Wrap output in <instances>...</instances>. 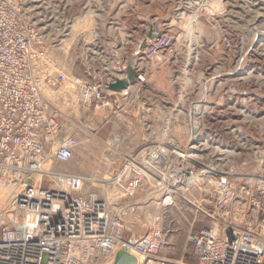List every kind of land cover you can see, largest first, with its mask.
Returning <instances> with one entry per match:
<instances>
[{
	"label": "built area",
	"instance_id": "1",
	"mask_svg": "<svg viewBox=\"0 0 264 264\" xmlns=\"http://www.w3.org/2000/svg\"><path fill=\"white\" fill-rule=\"evenodd\" d=\"M18 2L0 0V193L36 202L47 223L39 232L19 231L0 222V264H98L118 250L124 261L131 250L137 255V262L129 264H170L159 257L167 234L158 227V219L136 238L125 222L126 214L112 212L107 199L99 197L100 202L88 195L85 199L66 196L35 186L34 179L44 172L40 159L55 145L49 139L60 135L52 136L60 127V110L44 101L41 93L66 81V75H52L53 64L40 32ZM171 49V38L164 33L143 45L132 64L137 83H146L149 71L161 64ZM116 78L100 84L78 83L80 107L87 114L102 111L104 124L120 120L119 114L131 118L133 123L127 128L123 123L126 136L127 130L133 135L142 123L143 148L150 147L151 140H159L156 126L168 131L183 126L186 131L182 136L173 133V148L145 157L140 169L128 163L120 171L119 181H114L121 193L109 202L133 203L137 192L145 189L158 194L161 207L176 208L182 188H201L204 199L196 202L207 224L193 230V220L187 233L195 264H264L262 154L255 152L256 167L250 170L241 153L216 141L223 139L215 129L228 125L221 117L218 120L209 92L190 96L181 91L171 101L152 100L150 104L144 92L139 111L132 113L125 108L138 90L126 88L112 92V97L107 87ZM121 79L127 80L126 75ZM75 148L72 141L61 147L53 160L67 163ZM143 151L147 154L149 148ZM132 158L129 153L125 162ZM249 174L253 177L248 180ZM205 202L210 205L207 210Z\"/></svg>",
	"mask_w": 264,
	"mask_h": 264
},
{
	"label": "rangeland",
	"instance_id": "2",
	"mask_svg": "<svg viewBox=\"0 0 264 264\" xmlns=\"http://www.w3.org/2000/svg\"><path fill=\"white\" fill-rule=\"evenodd\" d=\"M18 3L40 32L53 64L52 75H66V81L50 92L54 95L50 99L59 110L63 102H71L73 116L80 120L84 110L78 104L77 84H100L112 76L127 77L137 51L156 36L151 33L159 31L171 38V51L149 71L146 83H137L136 76L132 84L122 79L128 83L122 90L137 89L139 99L145 92L147 104L152 100L171 101L181 91L190 96L197 91L209 92L217 106L218 120L221 117L228 125L215 129L223 139L216 141L241 153L250 170L256 167L255 152H260L264 159V0H19ZM149 34L153 37L149 38ZM112 92L115 91L110 93L113 97ZM134 93L128 105H136L132 101ZM102 117L104 113L97 109L86 116V129L76 125L77 121L71 127H63L66 136L81 131L88 137L81 135L84 140H77L78 147L68 163L52 160L46 163L47 172L62 176V182L59 177L37 175L36 187L60 190L69 196L105 198L112 192L116 196L119 189L114 181H119L120 171L125 168L123 157L128 149H139L142 131L138 128L132 135L127 130L128 140H120L116 133L123 130L124 122L131 125L132 119L119 114L122 124L117 119L110 120L102 130L100 124L93 127L89 123L97 118L101 121ZM185 131V127L175 126L168 136L173 138V133L182 136ZM57 133L64 136L61 124ZM86 133L95 135V139L88 140L92 137ZM51 147L53 151L57 144ZM0 195V222L19 231L40 232L46 225L47 218L37 203L16 198L13 193ZM200 199H204V193L195 188L180 193L176 208H163L158 194L142 189L131 203L132 211L122 210V214H126L125 222L136 238L158 219L167 234L159 257L170 264H195L187 233L193 220V230L207 224L200 212L201 205L196 202ZM203 204L206 210L210 206L207 202ZM120 251L98 264L137 262L133 251L128 254L129 262L119 256Z\"/></svg>",
	"mask_w": 264,
	"mask_h": 264
},
{
	"label": "bare ground",
	"instance_id": "3",
	"mask_svg": "<svg viewBox=\"0 0 264 264\" xmlns=\"http://www.w3.org/2000/svg\"><path fill=\"white\" fill-rule=\"evenodd\" d=\"M155 33V37H157V35H160L161 34V32H153V33H151V34H154ZM151 34H149L150 36H149V38H151V37H153ZM154 37V38H155ZM149 40H152V39H148L146 42H145V44L149 41ZM133 69V68H132ZM116 80H119V81H124V80H122V79H115V81ZM61 84H63V83H60V84H58V85H61ZM53 88H45V89H43V91H42V93H41V95H42V99L45 101V98H44V96H43V94H44V92H45V90H52ZM134 95L135 96H132V101H133V103L134 102H136V105L135 106H131V105H126V107H127V111L128 112H132V110L131 109H133V111H139V109H140V104H139V92H136V93H134ZM49 103V102H48ZM78 104H79V102H78ZM127 104H128V102H127ZM132 107L131 109H129V107ZM129 109V110H128ZM60 112V111H59ZM60 118H61V116H59V120H60ZM128 119V118H127ZM129 121L131 122V123H133L130 119H129ZM59 126H60V121H59ZM177 127H183V126H177ZM140 129H141V131H142V137L144 136V130H143V124L142 123H140ZM155 130H157V131H159V132H161V134H158L157 133V136H158V138H159V140H153V141H151V145H150V147H146V148H149V151H148V153L146 154L144 151H143V149H146L145 147L143 148V145H142V141L143 140H141L140 142V147H139V149L137 150V148H136V150H132V148H130V149H128V151H127V153H126V155L123 157V160H124V162L126 161V157L129 155V153H132V155H133V158L131 159V161H129V162H125V166L128 164V163H130V164H132L134 167H136V168H141V165L143 164V162H144V158L145 157H148V158H150V157H154V156H156L158 153H163L164 151L165 152H167V151H169V150H171L173 147H172V143H171V140H174L173 138H171V137H169L168 136V130H166V129H164L163 127H160V126H157V127H155L154 128ZM162 130V131H161ZM197 132H198V130H195L194 129V133L195 134H197ZM57 133V131H54L53 132V134H52V136L53 135H55ZM75 139V140H70V139ZM48 139H46L45 141H47ZM49 140H54L55 141V143L57 144V148L55 149V150H53L52 151V147L50 148V149H48L47 148V151H46V153H45V155L40 159V161L42 162V164H43V168H44V172L43 173H40V175H42V177H45V178H50V179H52V177H59L60 178V182H62V176H60V175H57V174H52V173H49V172H47L48 171V169L47 168H45V166H46V163L47 162H50L51 160H52V162H56V161H54L53 160V156H54V154L61 148V147H63V146H66V145H69L72 141H74L75 143H76V145H77V147H78V141H77V139L76 138H74V137H71V136H65V137H61V136H59V137H55V138H53V139H49ZM77 148H75L74 149V151H73V154H74V152H75V150H76ZM51 150V152L49 153V151ZM71 159H72V157H71ZM70 159V160H71ZM69 160V161H70ZM68 161V162H69ZM134 161H136L137 163H138V165H135L134 164ZM67 162V163H68ZM61 164H65V163H61ZM253 171V170H252ZM253 177V174H249L248 175V180L250 179V178H252ZM262 181L260 180L259 181V183H261ZM51 186H52V184L51 183H49ZM49 186V185H48ZM38 187H40V186H38ZM187 188H182L181 190H182V193L183 192H188V191H185ZM57 192H60V193H64V192H61L60 190L59 191H57ZM120 191L118 190V193L116 194V196H118V195H120ZM178 193H180V192H178ZM66 196H69V195H67V193H64ZM1 196V195H0ZM115 196V192H112V195L109 197V196H107L106 195V197L105 198H103V199H107L108 200V205H109V208H111V209H113V211L112 212H121L122 213V210L123 211H125V212H127V211H129V210H131V203H124V204H111L110 202L116 197ZM93 198V199H95V200H98V201H100V202H102V200H100V199H98L95 195H90V196H88V198ZM17 198V197H16ZM81 198H84V197H81ZM161 198H162V196H161ZM85 199V198H84ZM163 199V198H162ZM2 200V199H1ZM110 201V202H109ZM29 202H34V201H29ZM36 203V202H35ZM160 205V204H159ZM161 206V205H160ZM41 214L43 215V213L41 212ZM124 214V213H123ZM43 216H45V215H43ZM153 225V224H152ZM151 225V226H152ZM158 227L159 228H161L162 230H163V232L166 234V231L161 227V226H159V224H158ZM131 251H133V250H131Z\"/></svg>",
	"mask_w": 264,
	"mask_h": 264
},
{
	"label": "crops",
	"instance_id": "4",
	"mask_svg": "<svg viewBox=\"0 0 264 264\" xmlns=\"http://www.w3.org/2000/svg\"><path fill=\"white\" fill-rule=\"evenodd\" d=\"M50 92H51V90H45L43 96H44V98H45V100L47 102H49L50 104L53 105L54 104L53 103V100H51L50 98L53 97L54 95L53 94H50ZM53 106H56V105H53ZM60 114H61L60 115L61 116V118H60V124H61V127H62V135L64 134V136H61V137H65L66 136L65 134L67 133V132H63V127H71V126H73L75 124V121H77L76 122V125L79 124V127L82 126L83 128L86 129V124L88 123V121H87L88 118H86V116H88L89 114H87L85 111H83L82 112V115L80 117V120H79V117L78 118L77 117H74L73 116L74 112L72 110L71 102H69L68 104L66 102H63L62 103V108L60 110ZM89 120H90V118H89ZM78 121H81L82 124L80 122L78 123ZM117 121H118V123H121L119 120H117ZM89 123H91V126H93V127L94 126L97 127V125L100 124L101 130L103 129L102 127H104V125H107V124H104V120L103 119H101V121H99L98 118L96 120L92 121V122H89ZM126 126H127V122H126ZM120 128H122V127H120ZM80 132L81 131L75 132L74 135L72 134L73 136H71V135L70 136L76 138L77 140H84V139H81V135L82 134ZM86 134H88V133H86ZM116 134L119 135L120 140H123V139L124 140H128V135L126 136V131L124 130V127H123V130L117 132ZM88 135L92 137L91 139H88V140H94L95 139V135L94 136L93 135H90V134H88ZM108 136L109 135H107V137ZM82 137L83 138H87L88 136H86L85 134H83Z\"/></svg>",
	"mask_w": 264,
	"mask_h": 264
},
{
	"label": "water",
	"instance_id": "5",
	"mask_svg": "<svg viewBox=\"0 0 264 264\" xmlns=\"http://www.w3.org/2000/svg\"><path fill=\"white\" fill-rule=\"evenodd\" d=\"M135 78V73L132 71V69H128L127 71V79L129 81L130 84L133 83ZM128 83L126 81H119L116 80L113 84L108 85L107 89L109 91H121L122 89H124L125 87H127ZM118 259V258H117Z\"/></svg>",
	"mask_w": 264,
	"mask_h": 264
}]
</instances>
